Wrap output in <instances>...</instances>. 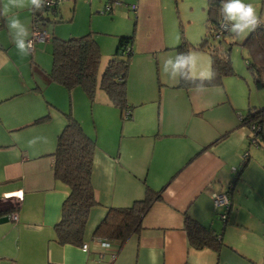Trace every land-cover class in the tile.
Masks as SVG:
<instances>
[{"label": "crops", "instance_id": "1", "mask_svg": "<svg viewBox=\"0 0 264 264\" xmlns=\"http://www.w3.org/2000/svg\"><path fill=\"white\" fill-rule=\"evenodd\" d=\"M246 3L264 23V0ZM12 12L31 27L30 8ZM143 25L159 35L146 37L142 48L130 46L131 57L139 55L134 56L139 66L130 86L127 74V114L122 116L102 89L105 97L95 94L88 121L75 110V116L71 113L96 142L91 180L99 205L89 214L84 242L93 238L109 207L130 206L144 196L146 187L161 191L160 200L142 216L138 232L112 258L110 250L100 257L101 249L91 241L84 251L56 239L55 225L69 193L53 175L51 155L66 124V106L57 97L65 96L64 86L51 80V65L37 58L36 48L30 53L34 62L18 52L0 18V264H95V259L102 262L98 264H264V137L252 144L250 122L241 121L251 108L264 105L242 106L231 87L232 75L202 89L180 86L179 75L171 78V66L162 71L163 60L175 58L180 43L173 46L165 40L164 26L146 19ZM43 27L51 34L50 23ZM153 64L155 80L145 70ZM206 67L205 60L193 75L211 72V64ZM71 90V97L79 93ZM96 97L101 102L97 99L94 105ZM257 123L264 136V118ZM33 138L36 144L29 147ZM224 192L231 200L227 209L213 200V194ZM12 210L17 221L8 218ZM226 210L224 220L219 214ZM186 216L212 229L220 246L192 247Z\"/></svg>", "mask_w": 264, "mask_h": 264}, {"label": "trees", "instance_id": "2", "mask_svg": "<svg viewBox=\"0 0 264 264\" xmlns=\"http://www.w3.org/2000/svg\"><path fill=\"white\" fill-rule=\"evenodd\" d=\"M220 4L221 0H207L206 2V27L210 29L209 33L213 38L219 42L228 32L225 31L217 36L222 20L219 14ZM71 10L73 12V6ZM34 17L44 25L68 19L69 15L64 16L61 8L56 5L53 8L43 6L41 11H32L31 21ZM50 40L51 68L48 75L51 80L68 90L81 87L91 101L99 87L105 91L110 102L123 111L122 116H124L125 108L128 106L126 81L131 57L130 46L134 43V36H119L116 49L101 74L99 83L97 76L101 50L91 33L69 38L53 36ZM199 46L209 50L213 76L211 79L203 80L190 78V74L185 70L179 74L180 86L219 85L224 76L234 74L228 53H219L217 47L208 45L206 37L202 38ZM241 47L245 48L246 54L243 59L252 74L255 87L264 88V23L242 39ZM188 50L189 45L184 41L177 46L178 54L188 53ZM65 117L66 124L58 135L55 151L51 154L53 175L66 184L69 191L63 201L61 218L55 225V231L56 239L60 244L70 243L81 246L86 237L89 214L94 207L99 205L91 180L96 142L84 132L81 124L71 112H67ZM263 118L264 106H261L251 108L241 121L257 123ZM260 129L262 132V126ZM160 198L161 191L146 187L144 196L135 200L130 206L109 207L95 227L93 237H103L117 244L116 250L118 251L123 243L138 232L142 216L152 203ZM185 228L192 247L215 249L220 246V239L216 233L194 218L185 217Z\"/></svg>", "mask_w": 264, "mask_h": 264}, {"label": "rangeland", "instance_id": "3", "mask_svg": "<svg viewBox=\"0 0 264 264\" xmlns=\"http://www.w3.org/2000/svg\"><path fill=\"white\" fill-rule=\"evenodd\" d=\"M206 2L207 0H142L141 2H138V0H60L57 3V6L61 8L63 15H69V18L63 19L59 22L50 23L49 31L53 36H56L55 33H63V36L66 37L62 38L71 37L69 34L80 36L86 33H91L97 43L99 40L104 41L103 45L100 43L98 44L101 50L97 76L98 83L101 74L118 44L119 36L133 35L134 43L132 45H134V49H136L138 47L142 48L145 45L146 37L150 38L159 35L157 29L147 31V27L143 25L144 19H146L147 22L151 21L161 27L164 26L165 40L173 46H177L181 41L188 43L191 52H195L198 56L194 73H199L197 71L200 70V66L205 60L208 64V68H210L209 50L208 48H201L199 46L202 38L206 37L208 45L211 47H217L221 54L225 52L228 53L235 73L239 75L231 76L233 81L231 87L234 92H236V97L238 98L237 101L242 106H247V103H250L251 106L264 105L257 104L260 98L264 99V88L257 89L253 85L252 76L243 59L246 51L245 48L241 47V41L247 35L234 38V36L228 31L224 34V38L220 42L213 38L209 33L210 29L206 27ZM106 5H110L111 7H109L107 11H104ZM72 6L73 12L71 10ZM31 19L32 10L30 9V23ZM56 26L58 29L57 32L55 28ZM50 42L51 40L45 44H39L40 46L35 43L34 49L32 50L34 51L36 48V54H38L37 58L40 60L43 59V63H47L48 65H51ZM228 48L230 49L227 50ZM134 56L139 55L133 54L130 59L128 69L129 86L131 85L139 66L137 61L138 57ZM28 57H30L31 62L35 61L34 58L31 59L30 54ZM21 59L26 61V57ZM28 69L29 65L27 67V70ZM145 70L151 72L154 80L157 79L158 70L155 64L151 65V67L146 65ZM226 81H228V77H226ZM62 88L65 90V96L57 95V97L59 99V104L66 106L65 113L71 112L75 116L76 112L79 118L83 119L85 122L88 121L87 118L91 113L89 107L91 100L88 95L81 87H75L74 89L79 93H75L74 96L71 97L70 92L72 90L70 91L65 87ZM99 90L101 89L95 91L94 96L95 94L98 96V92H100V94L105 97V93ZM103 97L101 99H103ZM97 99L101 102L100 99L96 97L94 105L97 104ZM93 112H96L95 108H93ZM89 131H91V129H89ZM103 131L104 130L100 128V132ZM98 263L102 262L95 259V264Z\"/></svg>", "mask_w": 264, "mask_h": 264}, {"label": "clouds", "instance_id": "4", "mask_svg": "<svg viewBox=\"0 0 264 264\" xmlns=\"http://www.w3.org/2000/svg\"><path fill=\"white\" fill-rule=\"evenodd\" d=\"M45 2L46 0H0V18L5 21L15 47L22 56H27L31 53L33 42L29 37L33 33L30 31V27L19 18L18 13L12 12V9L23 10L24 8H30L32 11H41ZM219 14L222 17L221 27L227 29L234 38L246 36L262 23L256 9L251 3H246V0H221ZM196 61L197 57L191 51L179 53L175 58L168 57L163 60L162 71L166 72L167 67L171 66L172 79L185 70L191 74L190 78H196L193 75ZM212 76L213 73L210 71L207 73L202 72L199 78L201 80L211 79ZM197 87L202 89L203 85ZM44 143H47L46 137L44 138ZM35 144L36 138L28 141L29 147ZM107 246L105 245V247Z\"/></svg>", "mask_w": 264, "mask_h": 264}, {"label": "built area", "instance_id": "5", "mask_svg": "<svg viewBox=\"0 0 264 264\" xmlns=\"http://www.w3.org/2000/svg\"><path fill=\"white\" fill-rule=\"evenodd\" d=\"M59 1L60 0H46L44 6L47 8H53L57 5V3ZM109 7H111V6L106 5V8L104 9V11H107L109 9ZM225 31H228V30L225 28H222L221 23H220L217 36H219L221 33L225 32ZM31 32L33 33V35L30 36L29 39H31L33 42L32 50L34 49L35 43L48 42L51 39L50 34L47 33V31L44 29L41 22L35 17L33 18L32 22H31ZM32 50H30V51H32ZM124 114H127V112H124ZM250 128L254 134V137L251 139V142H252V144L256 145V144H258V139L261 138V134H259L260 125H258L256 122H252V123H250ZM213 199H214L215 206L222 207L224 209H227L231 204L230 197L226 192L219 193V194H213ZM226 215H227V210L225 211V213L219 214L220 218H222L224 220L226 218ZM8 218H10L12 221H17L18 216H17V213L15 212V210H13L8 215ZM90 241L101 249L100 257H103V251L110 250L112 252V255H111L112 258H115L117 250L113 247L111 241L107 240L106 238L98 237V236L93 237ZM105 245H108V246L105 247ZM80 247L82 250L86 251L89 249V244H88V242H83Z\"/></svg>", "mask_w": 264, "mask_h": 264}, {"label": "water", "instance_id": "6", "mask_svg": "<svg viewBox=\"0 0 264 264\" xmlns=\"http://www.w3.org/2000/svg\"><path fill=\"white\" fill-rule=\"evenodd\" d=\"M259 134H261V138H262V137H263V134H262V132H261V129H260ZM261 138H259V139H261ZM259 139H258V140H259ZM237 177H238V173L235 175V177L232 178L231 181H232V182L235 181V180L237 179Z\"/></svg>", "mask_w": 264, "mask_h": 264}]
</instances>
